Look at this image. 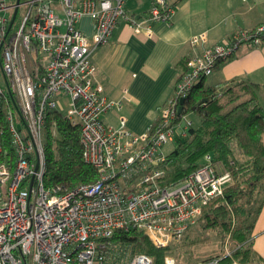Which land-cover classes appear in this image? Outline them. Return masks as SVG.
I'll return each mask as SVG.
<instances>
[{"label":"built area","instance_id":"obj_1","mask_svg":"<svg viewBox=\"0 0 264 264\" xmlns=\"http://www.w3.org/2000/svg\"><path fill=\"white\" fill-rule=\"evenodd\" d=\"M125 4L25 0L20 7L27 10L10 28L16 0H0V264H154L142 253L116 258L113 235L140 230L155 247L172 248L233 181L208 153L183 180L164 185V148L194 124L186 116L176 122L180 100L240 47L264 43V23L211 46L204 45L206 32L194 35L191 45L202 49L187 60L157 131L136 133L124 116L118 126L107 123L124 102L105 94L93 61L128 20ZM172 13L168 0H153L149 18L167 22ZM85 16L93 21L91 36L79 28ZM130 27L153 32L141 21L130 20ZM56 117L81 128L83 159L96 181L65 191L45 185L43 136L49 125L57 137ZM164 261L177 264L170 254Z\"/></svg>","mask_w":264,"mask_h":264},{"label":"trees","instance_id":"obj_2","mask_svg":"<svg viewBox=\"0 0 264 264\" xmlns=\"http://www.w3.org/2000/svg\"><path fill=\"white\" fill-rule=\"evenodd\" d=\"M21 17L19 11L16 25ZM186 64L187 59L182 63V72ZM203 99L208 101L196 106ZM188 113H193L197 120L187 128L186 136H177L175 147L163 165L162 184L183 180L199 167L206 154H211L223 171L231 172L233 181L223 196L204 206L199 218L204 220L206 229L222 230L239 245L233 256L240 264L257 261L250 238L264 199L257 208L252 207L256 194L264 187V85L238 79L213 86L203 78L185 99L183 112L176 122ZM56 121L57 137H53L49 125L46 129L45 185L65 191L96 181L98 173L83 159L81 128L61 117H56ZM160 121L158 118L149 126L150 134L157 131ZM235 149L240 151L243 160L236 158ZM111 241L119 249L116 258L142 253L151 256L154 264H165V256L171 250L155 247L140 230L118 231ZM229 261L225 258L221 263Z\"/></svg>","mask_w":264,"mask_h":264},{"label":"crops","instance_id":"obj_3","mask_svg":"<svg viewBox=\"0 0 264 264\" xmlns=\"http://www.w3.org/2000/svg\"><path fill=\"white\" fill-rule=\"evenodd\" d=\"M152 1L126 0L128 20L118 24L110 41L93 56L96 81L103 85L108 97L124 102L123 111L109 114L107 123L118 126L119 118L124 116L128 128L136 133L148 132L160 118L163 105L173 98L178 76L184 70L182 63L202 49L191 45L194 35L206 32L204 45L211 46L224 42L238 30L264 23V0H168L173 13L167 22L150 20ZM130 20L150 26L152 34L134 32ZM79 28L91 36L92 19L83 17ZM238 79L264 85V43L240 47L216 67L206 82L214 86ZM250 243L258 260L247 264H264V199ZM225 258L230 260L225 264H240L234 256L221 259Z\"/></svg>","mask_w":264,"mask_h":264},{"label":"rangeland","instance_id":"obj_4","mask_svg":"<svg viewBox=\"0 0 264 264\" xmlns=\"http://www.w3.org/2000/svg\"><path fill=\"white\" fill-rule=\"evenodd\" d=\"M27 6L20 7V14L27 10ZM187 118L193 120L194 124L197 120L193 113H188ZM44 142L46 139V131L43 136ZM175 145L169 143L165 146L164 151L170 153L173 151ZM236 148V147H235ZM236 150V149H235ZM236 158L243 160L244 157L236 150ZM264 197V187L259 189L253 201V208H257ZM204 220L199 218L197 222L184 235L181 242L170 250L178 264H214V261H219L221 258L233 256L234 251L239 245L230 238L224 231L219 229H206L204 227ZM221 259V260H220ZM201 262V263H200Z\"/></svg>","mask_w":264,"mask_h":264},{"label":"water","instance_id":"obj_5","mask_svg":"<svg viewBox=\"0 0 264 264\" xmlns=\"http://www.w3.org/2000/svg\"><path fill=\"white\" fill-rule=\"evenodd\" d=\"M20 4H21V0H16V8H15V10H14V14H13L12 20H11V22H10V26H9L10 28H11V26L13 25V23H14L16 17H17V14H18V11H19ZM207 101H208V99H203V100L199 101V102L196 104V106H199V105H201L202 103H205V102H207ZM184 105H185V99H181V100H180V107H179V109H178V113H179V114H182V112H183V108H184ZM196 106L193 107V110H195ZM182 127H185V122L182 123ZM179 133H180V131H179Z\"/></svg>","mask_w":264,"mask_h":264}]
</instances>
